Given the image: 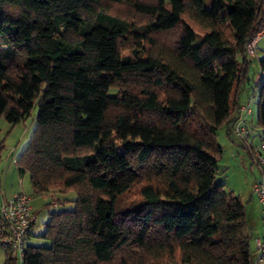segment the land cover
<instances>
[{"label": "trees", "instance_id": "trees-1", "mask_svg": "<svg viewBox=\"0 0 264 264\" xmlns=\"http://www.w3.org/2000/svg\"><path fill=\"white\" fill-rule=\"evenodd\" d=\"M205 3L0 0V118L38 107L18 170L35 194L76 195L71 210L51 197L49 245H30L32 229L23 264H254L217 134L235 135L264 0Z\"/></svg>", "mask_w": 264, "mask_h": 264}, {"label": "rangeland", "instance_id": "rangeland-1", "mask_svg": "<svg viewBox=\"0 0 264 264\" xmlns=\"http://www.w3.org/2000/svg\"><path fill=\"white\" fill-rule=\"evenodd\" d=\"M212 1L206 0L205 6L209 10L212 8ZM113 11L128 18L130 17V13H132V10L127 5H116ZM123 52L127 55L130 51L125 48ZM260 56H264V37L258 42L257 55H249V81L241 95L242 104L246 105L251 102L252 112L248 117L249 125L255 128L257 133L261 132V129L257 127L258 102L261 94L259 81L263 79L258 63ZM253 94H255L254 99L252 98ZM37 112L38 107L35 106L31 114L17 124L9 123L4 117L0 118V200L5 196L4 199L11 197L18 192L30 195L32 199L31 203L36 208L37 221L29 244L32 246H47L49 245V241L42 236L47 229L50 215L56 211L52 203L58 201V199L63 200L66 203L64 207L71 210L75 207L73 200L76 198V195L73 192L59 195L58 192H50L48 195L35 194L29 173L21 174L18 170L17 161L20 158V154L28 146L33 135L36 127ZM217 139L223 148V152L218 159L219 171L220 175L225 179L228 189L230 187L240 188L246 178L249 179L255 173L259 174V171L261 172L256 162L252 161V157L247 152L248 149L244 147L243 140L235 135H228L226 125L219 129ZM116 147L121 149L122 145L117 143ZM251 168L253 169L251 170ZM252 173L254 174L252 175ZM8 193L14 194L9 196ZM53 195L57 196L54 201L51 199ZM134 199H138L136 192H132L125 200ZM253 244L254 240L252 239V247ZM5 262L6 252L0 248V264H5Z\"/></svg>", "mask_w": 264, "mask_h": 264}, {"label": "built area", "instance_id": "built-area-1", "mask_svg": "<svg viewBox=\"0 0 264 264\" xmlns=\"http://www.w3.org/2000/svg\"><path fill=\"white\" fill-rule=\"evenodd\" d=\"M264 37V29L247 44L249 55L257 54L258 42ZM252 98H255L253 94ZM251 102L240 109L233 127V133L249 144L256 131L249 125ZM254 147L255 162L260 167L261 179L254 185L253 193L261 206L262 234L256 239L257 256L254 264H264V140ZM31 196L18 192L4 199L0 204V248L15 258L18 264H23L27 241L35 223V209ZM56 206V204H55Z\"/></svg>", "mask_w": 264, "mask_h": 264}, {"label": "crops", "instance_id": "crops-1", "mask_svg": "<svg viewBox=\"0 0 264 264\" xmlns=\"http://www.w3.org/2000/svg\"><path fill=\"white\" fill-rule=\"evenodd\" d=\"M238 114H239V112H238ZM258 143H259L258 136H253L250 139L249 144L247 142L243 141V145H244V147H247L248 153L251 152L252 150L254 153V147L253 146H256ZM252 159H253L252 161L255 162V154H253ZM252 169L253 168H251V170ZM260 173H261L260 171H259V174L258 173H255V174L252 173V175L253 174L254 175L252 177H250L249 179L246 178L245 181L242 183V186L240 188H237V189L234 187L229 188L230 191H233L236 195H238L240 197V199L242 200V202L245 205L248 223H249V226L251 228V232H252L253 240H254V244L252 247L254 260L256 259V256H257V248L255 245V241L262 234L261 207H260V203L258 202L256 196L253 193L254 185L261 179ZM12 194H14V193H8L9 196ZM45 195H48V194H45ZM5 197H3L0 200V203ZM35 210H36V208H35Z\"/></svg>", "mask_w": 264, "mask_h": 264}]
</instances>
